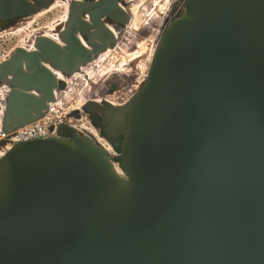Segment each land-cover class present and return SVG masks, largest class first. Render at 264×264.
<instances>
[{
  "label": "water",
  "instance_id": "95a60500",
  "mask_svg": "<svg viewBox=\"0 0 264 264\" xmlns=\"http://www.w3.org/2000/svg\"><path fill=\"white\" fill-rule=\"evenodd\" d=\"M119 1L71 2L59 41L0 62L2 134L47 114L67 87L53 70L117 40L102 20L129 22ZM54 2L0 0V21ZM171 15L125 102L67 113L103 138L62 124L0 140V264H264V0H180Z\"/></svg>",
  "mask_w": 264,
  "mask_h": 264
},
{
  "label": "flooded vegetation",
  "instance_id": "af4514ba",
  "mask_svg": "<svg viewBox=\"0 0 264 264\" xmlns=\"http://www.w3.org/2000/svg\"><path fill=\"white\" fill-rule=\"evenodd\" d=\"M74 1H76V0H70V1L68 0V1H65V2H60L58 0H55V2L51 4V6L39 11L37 14H35L31 18H27V19L26 18H23V19L22 18H20V19L19 18H11V19H8V20L0 21V31L4 30L5 28H12L13 26L19 25L16 28V30H15L16 32H25V31L28 32V28L32 24V22H33L32 20H33L34 17L39 16L41 14H44L47 11L53 9L54 7L60 5V6L63 7V14H62V17H61V21L58 24V28H56L57 26L55 24V25H51L50 27H47L46 29L44 28V31H41L42 32L41 35H44V36H47V37H49V38H51L53 40L59 41L60 33L64 29L65 21H66L67 16H68L69 4L71 2H74ZM84 1H95V0H84ZM139 1L140 0H136V1L135 0H120L119 1L120 7L125 12H127L129 14V16H130V20H129V22L126 25H122L121 23H115V22L109 20L108 18H104L102 20L109 27V29L114 33V35H115L117 40L113 44L110 43V42H107L108 48L103 53H101L98 56V58L100 56H102L103 54H105L107 51H109L110 55L112 53H116L118 55V57H119L118 59H120L122 57V54H124V53L126 54L127 53L126 49H128V47L131 44H133V43L137 44V40L140 37V34L136 33V31L138 29H142V31H140V33L142 34L141 36H144V34L145 35L147 34L146 31L148 30V28H149L148 25H150V24L144 23V26L142 27L143 19L141 17V14H140V17H139V13L141 12L140 9H141V5L143 4L144 0H141L142 2L140 1L141 4L139 3ZM138 4H139L140 7L138 8V10L136 12H134L135 11L134 6L138 5ZM165 11H167V6L164 9V12ZM137 14H138V16H137ZM154 14L158 18H161V19H159V21L160 20L161 21L158 22V23H160L159 25H161V22L163 23L162 17H160V15L158 13H154ZM21 21H24V22H21ZM165 22L166 21H164V23ZM137 23H139V24L137 25ZM146 27H148V28L146 29ZM132 29L135 30V32ZM158 30H159V28H158ZM31 37H32L31 44H30V40H29V44H26V43L24 44L23 43L20 47H23V48H25L27 50H32L33 46H34V40H35V37H37V35L36 36H32V34L28 33L27 37H26V40L23 41V42H26L27 39H30ZM128 37L129 38L131 37L130 40H132V39H134V40H132L130 42ZM125 39H128V40H125ZM126 41L130 42L131 44L128 43V42L126 44ZM100 43L104 44V42H100ZM125 45L127 47H125ZM123 51H125V52H123ZM137 58H138V56H135V55L133 56L132 55L129 59H130V61H134ZM102 60L103 59H101L99 61L100 65H98L99 63H97L96 65L94 64L93 66H91V67H93V69H98L99 66H101L104 69H107L106 72L104 73V75L101 76L98 80L87 81L86 78L89 79V75L88 74L86 75V72H84L85 71L84 69L86 67H88L90 64L86 65L85 67H83L81 72H79V73H81V75H83V77L81 76L82 78L81 77H79V78H81V80L86 81L85 88L89 89V90L87 89L89 97L86 99L85 102H87L88 100H92V101L97 102L100 105V107H103L105 102H109L112 105H120L123 102H125L132 94L130 92L124 93V94H119V95L116 93V92H118V90L121 87L124 86V82H123L124 80L121 79L120 76H118L120 74H117V71L122 73V74L128 73V71H127L128 67L125 66L126 65L125 64L126 61L123 64L124 65V67H123L124 69L120 70L122 68V66H123L122 63H120V65L118 67H116V66L114 67V64H112V63L110 65L106 64L105 63V62H107L106 59H104L103 61ZM109 66H111V67H109ZM96 67H98V68H96ZM138 67L141 68L142 67V63L141 64L139 63ZM142 72H144V70ZM142 78H143V73H142V76L140 78L141 81H142ZM95 84H97L96 87H95ZM67 86H69V85L67 84ZM0 101H1L0 103L4 106L1 94H0ZM85 102L83 104H85ZM83 104H81L79 107H81ZM75 110H78V108H74V110H72V112H74ZM83 112H81L79 110V113H77L79 115V119L85 117L87 120H89L90 119L89 117L91 115L89 113H87L86 111H84V110H83ZM102 117H103L102 114H99L98 116L93 117L92 120H99L100 121V120H102ZM79 119H75V120H79ZM91 126H92L93 130H91L90 128H86L84 126H82V127L80 126V129L82 131L81 133H89V134L93 135L96 138L97 137H102V138L104 137V134H103L102 130H100L99 128H95L92 124H91ZM109 143L113 147L111 141H109ZM112 149L115 152L118 153L117 150H115L114 148H112Z\"/></svg>",
  "mask_w": 264,
  "mask_h": 264
},
{
  "label": "rangeland",
  "instance_id": "374dc122",
  "mask_svg": "<svg viewBox=\"0 0 264 264\" xmlns=\"http://www.w3.org/2000/svg\"><path fill=\"white\" fill-rule=\"evenodd\" d=\"M60 2H65L68 0H58ZM70 1V0H69ZM136 1V0H135ZM168 1V2H167ZM172 0H144L143 4L141 5V13H139V17L141 14V17L143 19V22H147L148 19H150V15L154 13H158L162 19L164 18V7L168 6L169 2ZM58 5V4H57ZM63 14V7L58 5L54 7L53 9L47 11L44 14H41L39 16H36L33 18L32 24L28 28V32H16V28L19 26H13L12 28H5L4 30L0 31V62L3 60H6L10 54L18 47H20L23 43L31 44V39H27L26 42H23L26 40L27 34H32V36H38L44 31V28L46 29L47 27H50L51 25L56 24V28H58V24L61 21V17ZM24 22V21H21ZM21 24V23H20ZM55 28V29H56ZM159 28V27H158ZM133 30V29H132ZM135 32V30H133ZM142 29H138L136 31L137 34H140V37L137 40V44H131L128 49L126 54H122V57L118 59V55L116 53H112L105 62L106 64L110 65L111 63L114 64V67H118L120 63L126 61V67L128 73H120L117 71V74H120L121 79L124 81V86L121 87L118 92H116L118 95L119 94H124V93H133L139 86L141 82V76H142V71L144 70L145 64L147 63V60L150 56L151 50L153 49V41H149L148 38L145 36H141L142 34L140 33ZM160 29L156 32H159ZM33 43V42H32ZM138 56L137 59L134 61H130L131 56ZM113 60V61H112ZM139 63H142L143 69L139 68ZM100 65V63H99ZM111 67V66H109ZM72 81L68 83L69 86H67L62 92V109L66 113H69L70 111L74 110V108L80 109L79 107L81 104L84 102L82 100V95H83V90L85 89V83L86 81L81 80L79 77H74L71 79ZM88 83V82H87ZM97 84H95V87ZM81 93V94H80ZM2 107V106H1ZM0 107V110H1ZM77 126L78 125H83L86 128H90L93 130L90 122L85 118H81L79 120H76L75 123Z\"/></svg>",
  "mask_w": 264,
  "mask_h": 264
},
{
  "label": "bare ground",
  "instance_id": "6f19581e",
  "mask_svg": "<svg viewBox=\"0 0 264 264\" xmlns=\"http://www.w3.org/2000/svg\"><path fill=\"white\" fill-rule=\"evenodd\" d=\"M141 1V0H140ZM140 1H139V3H140ZM142 2V1H141ZM168 2V1H167ZM171 3V4H170ZM141 4V3H140ZM169 6H168V8H167V11H165V16H164V18L162 19V21H163V23L161 22V25H159L160 23H158V22H160L159 21V19H161V18H158L155 14H152V15H150V19L149 20H147V22L145 21V22H142V27L144 26V23H147V24H150V25H148L149 26V28L148 27H146V29L148 28V30L146 31L147 32V34L145 35L147 38H148V40L151 42V41H153V49L151 50V53H150V56H149V58H148V60H147V63L145 64V67H144V72H142L143 73V78H142V80L144 79V77H145V75H146V73H147V69H148V67H149V64H150V61H151V56H152V54H153V51H154V49H155V47H156V45L158 44V41H159V38H160V36H161V34H162V31L164 30V28H165V26H166V23L169 21V19H170V17L172 16L171 15V9L173 8V6L174 7H176V6H178V4L180 5V0H172L171 2H169ZM140 6H139V4L138 5H135L134 6V9H135V11L134 12H136L137 10H138V8H139ZM164 9H165V7H164ZM141 13V12H140ZM65 15V14H64ZM137 16H138V14H137ZM65 18V17H64ZM135 21V20H134ZM140 21V20H139ZM164 21H166L165 23H164ZM152 22V23H151ZM139 23H137V25H138ZM160 26V27H159ZM138 27V26H137ZM158 27H159V29H160V31L159 32H156L157 31V29H158ZM49 33V32H48ZM127 36V35H126ZM132 37V36H131ZM131 37L129 38L128 37V39L130 40L131 39ZM128 39H125V40H128ZM132 40H134V39H132ZM132 40H130V42L132 41ZM127 42L128 41H126V44H127ZM130 42H128V43H130ZM131 44V43H130ZM125 47H127L126 45H125ZM23 48V47H22ZM34 48H35V44H34V46H33V49L32 50H34ZM120 48V47H119ZM25 49V48H24ZM124 49V48H123ZM27 50V49H26ZM127 50V49H126ZM31 51V50H30ZM123 52H125V51H123ZM125 54V53H124ZM99 56V55H98ZM98 56L96 57V58H94L93 60H92V62H90L89 64H87V65H89L88 67H86L84 70V72H86V75L88 74L89 75V79L88 78H86L87 79V81H95V80H98L101 76H103L104 75V73L106 72V70L107 69H104V68H102L101 66H99V68L98 67H96V68H98V69H93V67H91V66H93L94 64L96 65L97 63H99V61L101 60V59H107V57L108 56H110V52L109 51H107L105 54H103L102 56H100L99 58H98ZM102 60V61H103ZM113 61V60H112ZM125 63V61L124 62H122V65ZM126 64V63H125ZM99 65V64H98ZM83 67H85V66H83ZM83 67H81L80 68V70L78 71V72H75L73 75H71V76H69V77H66V76H64L61 72H59V71H54L53 70V72H55V75H57V77H58V79H60V80H63L65 83H66V85L69 83V82H71L72 80H71V78L74 76V77H83V75H81V73H79V72H81V70H82V68ZM124 65L122 66V68L120 69V70H123L124 68ZM141 69H143V66L141 67ZM79 73V74H78ZM83 74V73H82ZM85 76V75H84ZM73 77V78H74ZM81 77V78H82ZM88 89V88H87ZM86 88L83 90V95H82V100L83 101H81V102H84L88 97H89V95H88V90H87ZM8 90H9V87H8V85H5V84H3V83H1L0 84V94H1V97H2V101H3V103H4V106L0 103V107L1 106H3V107H1V110H0V120H1V118H2V115H3V112H4V109H5V97H6V94H7V92H8ZM81 94V93H80ZM62 94H58V97H57V100H56V102L54 103V105H58L59 106V108L60 107H62V96H61ZM1 102V101H0ZM53 105V104H52ZM64 112V114L66 113L65 111H63ZM67 114V113H66ZM1 126V125H0Z\"/></svg>",
  "mask_w": 264,
  "mask_h": 264
},
{
  "label": "built area",
  "instance_id": "2783aa9c",
  "mask_svg": "<svg viewBox=\"0 0 264 264\" xmlns=\"http://www.w3.org/2000/svg\"><path fill=\"white\" fill-rule=\"evenodd\" d=\"M76 120L68 118V115L63 112L62 107L51 105L47 114L40 120L19 128L9 135H4L0 131V140H5L7 143L28 141L37 138H48L56 134L57 126L67 124L77 128ZM79 127L83 125H78ZM103 145L110 149V146L101 140Z\"/></svg>",
  "mask_w": 264,
  "mask_h": 264
}]
</instances>
